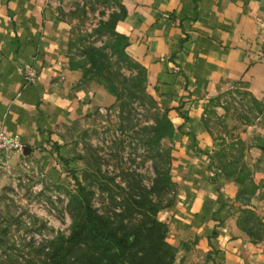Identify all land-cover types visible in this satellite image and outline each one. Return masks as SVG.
Wrapping results in <instances>:
<instances>
[{"label": "crops", "instance_id": "crops-1", "mask_svg": "<svg viewBox=\"0 0 264 264\" xmlns=\"http://www.w3.org/2000/svg\"><path fill=\"white\" fill-rule=\"evenodd\" d=\"M55 1L0 0V128L23 142L0 162L22 155L59 174L79 160L63 126L113 105L116 96L70 66V32ZM120 10L116 29L128 36L126 50L145 67L148 87L177 126V197L161 212L177 247L173 264H261L248 257V240L225 203L237 185L209 166L218 144L203 116L233 90L261 102L241 135L264 182V0H120ZM25 65L38 71L37 81L26 80Z\"/></svg>", "mask_w": 264, "mask_h": 264}, {"label": "rangeland", "instance_id": "rangeland-1", "mask_svg": "<svg viewBox=\"0 0 264 264\" xmlns=\"http://www.w3.org/2000/svg\"><path fill=\"white\" fill-rule=\"evenodd\" d=\"M51 5L68 24L69 61L85 66L78 68L84 82H103L110 70L137 73L122 55L125 42L120 40L116 45L113 27L120 0H56ZM96 48L107 55L111 67L104 65L102 71L94 67L90 52ZM100 57L101 52H97L95 58ZM100 64L103 66L102 61ZM146 84L155 98L148 80ZM125 101V97H116L113 105L63 126L67 139L78 146L79 160L77 165L66 161L59 174L43 171L22 155H8L0 162V264H51L54 241L61 232L68 234L71 229L69 195L76 191L78 182L90 187L94 192L92 201L103 210L110 201V190L101 183L113 187V193L120 198L123 191L118 185L128 187L142 179L151 184L157 161L172 179L169 191L162 197L170 205L163 206L160 218L161 212L175 203L178 187L172 175V136L164 137L159 146L154 144L148 150L142 141V127L154 121L155 110L148 100H136L129 106ZM262 109L261 102L248 92L233 90L218 98L217 105L203 119L218 144L209 166L214 167V175L222 174L237 185L236 196L227 197L225 203L248 240V257L264 264V182L257 180V156L248 153L251 143L241 135ZM158 148L168 154L169 161L158 159ZM161 219L168 226L167 220ZM176 253L177 247L170 264Z\"/></svg>", "mask_w": 264, "mask_h": 264}, {"label": "trees", "instance_id": "trees-1", "mask_svg": "<svg viewBox=\"0 0 264 264\" xmlns=\"http://www.w3.org/2000/svg\"><path fill=\"white\" fill-rule=\"evenodd\" d=\"M121 16L120 10L113 27L116 45L120 40L125 42L122 55L129 68H136L137 73L110 70L105 81L100 82L117 98L125 97L126 106L136 100L150 102V108L155 110L154 121L142 127V141L151 150L154 144L159 146L164 137L172 136L177 126L169 116V110L162 109L148 91L145 67L127 53L128 36L116 30ZM97 52H101L100 58H95ZM90 55L98 71H102L104 65L111 67L107 55L99 48ZM69 64L72 68H85L73 60ZM131 113V110L127 112L130 119ZM156 154L161 161H169L163 149L158 148ZM154 168L151 184L142 179V182L137 180V184L129 183L128 187L118 185L123 191L120 198L113 193V187L101 183L104 189L110 190V201L103 210L92 201L94 192L90 187L78 182L76 191L69 195L71 229L68 234L61 232L59 239L54 241L50 251L51 264H170L176 247L167 239L168 226L159 212L163 206L170 205L169 202L165 204L162 197L169 191L172 179L168 170L157 161Z\"/></svg>", "mask_w": 264, "mask_h": 264}, {"label": "built area", "instance_id": "built-area-1", "mask_svg": "<svg viewBox=\"0 0 264 264\" xmlns=\"http://www.w3.org/2000/svg\"><path fill=\"white\" fill-rule=\"evenodd\" d=\"M23 71L28 82L37 81L39 73L32 65H25ZM22 149L23 142L19 134H13L0 128V161L2 154Z\"/></svg>", "mask_w": 264, "mask_h": 264}, {"label": "water", "instance_id": "water-1", "mask_svg": "<svg viewBox=\"0 0 264 264\" xmlns=\"http://www.w3.org/2000/svg\"><path fill=\"white\" fill-rule=\"evenodd\" d=\"M27 149H29V146L24 147V152L27 153Z\"/></svg>", "mask_w": 264, "mask_h": 264}]
</instances>
